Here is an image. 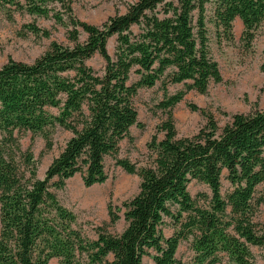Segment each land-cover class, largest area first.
I'll return each mask as SVG.
<instances>
[{
	"label": "trees",
	"instance_id": "obj_1",
	"mask_svg": "<svg viewBox=\"0 0 264 264\" xmlns=\"http://www.w3.org/2000/svg\"><path fill=\"white\" fill-rule=\"evenodd\" d=\"M41 1L0 3L44 15ZM208 4L224 32L235 17L245 31L264 21V0H135L99 25L72 22L83 40L73 26L70 45L51 41L30 63L8 57L0 66V264H48L52 258L58 264H141L144 256L154 264H179L175 252L187 240L195 264H216L222 255L251 264V247L264 250V233L254 221L264 207V102L222 125L205 114L204 124L186 137L177 135L172 117L184 92L160 101L167 116L157 127L162 136L146 145L149 164L137 169L116 161L140 179L136 194L122 204L120 232L100 225L95 238L86 237L57 197L76 173L85 186L106 180V155L114 156L138 125L132 98L139 88L181 83L203 93L220 80L207 47ZM94 54L104 61L101 73L85 63ZM55 125L71 136L39 177L37 160L29 147L21 150L14 132ZM192 180L209 192L192 196ZM118 218L109 213L111 224ZM166 219L171 235L163 231Z\"/></svg>",
	"mask_w": 264,
	"mask_h": 264
},
{
	"label": "rangeland",
	"instance_id": "obj_2",
	"mask_svg": "<svg viewBox=\"0 0 264 264\" xmlns=\"http://www.w3.org/2000/svg\"><path fill=\"white\" fill-rule=\"evenodd\" d=\"M135 0H43L48 11L44 15L29 14L12 10L0 3V66L8 57L23 62H32L42 54L51 41L70 45L68 31L75 26L79 38L85 34L79 25L72 22H86L99 25L108 17L123 13ZM207 47L209 55L216 62L220 80L209 82L205 92L186 90L185 84H171L165 88L160 82L151 87L138 89L133 99L137 112L138 125L129 129L128 137L119 143L114 156L104 159L107 174L105 181L91 186L82 183L80 174L76 173L57 191L60 202L74 214L73 226L88 238H95L96 228L104 225L111 232H120L125 225L122 204L136 194L139 176L125 172L117 159L133 163L137 169L149 164L147 143L153 136L160 138L158 125L166 119L167 109L159 106L160 101L169 95L184 92L181 101L172 109L174 127L178 136H189L196 132L205 122V114H210L222 125L234 113H246L251 108L262 106L264 102V21L250 31H245L239 18L235 17L231 29L224 32L215 22L212 5L206 10ZM34 28L37 30L35 31ZM114 39L107 41V51L112 54ZM85 63L101 73L103 59L94 54ZM135 79V76L131 77ZM196 109L193 110L192 107ZM54 112V109H51ZM21 150L30 148L37 160V175L43 176L50 161L59 154L66 140L71 136L68 130L58 125L45 128L43 131L14 132ZM51 143L46 147V142ZM223 189L227 183L222 179ZM262 187H259L261 190ZM189 193L194 196L203 191L209 192L206 185L192 180L188 184ZM109 213H116L119 218L109 222ZM254 221L259 232L264 233V207L259 206ZM165 235L173 232L172 224L166 219L163 227ZM190 241H182L175 252L179 264H195ZM252 263L264 264V250L251 247ZM216 264H233L222 255ZM48 264H58L52 258ZM141 264H154L149 256L142 258Z\"/></svg>",
	"mask_w": 264,
	"mask_h": 264
}]
</instances>
